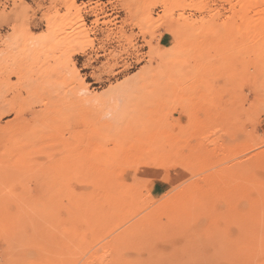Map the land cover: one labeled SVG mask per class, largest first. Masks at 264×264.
Masks as SVG:
<instances>
[{
    "label": "rangeland",
    "instance_id": "rangeland-1",
    "mask_svg": "<svg viewBox=\"0 0 264 264\" xmlns=\"http://www.w3.org/2000/svg\"><path fill=\"white\" fill-rule=\"evenodd\" d=\"M73 1L0 0V264H264V0Z\"/></svg>",
    "mask_w": 264,
    "mask_h": 264
},
{
    "label": "bare ground",
    "instance_id": "bare-ground-1",
    "mask_svg": "<svg viewBox=\"0 0 264 264\" xmlns=\"http://www.w3.org/2000/svg\"><path fill=\"white\" fill-rule=\"evenodd\" d=\"M198 3V2H197ZM200 3V2H199ZM195 4V3H194ZM70 6L72 5H74V1L73 0H70V4H69ZM201 5V4H200ZM74 7V6H73ZM72 8V7H71ZM79 19V18H78ZM80 20V19H79ZM78 20V21H79ZM80 23V27L83 29L84 27H85V24L83 23V22H79ZM78 23V24H79ZM86 33V32H85ZM150 88V87H149ZM74 165V164H73ZM78 167V166H77ZM91 197H93V196H91ZM82 205V204H81ZM85 206V205H84ZM82 207V206H81ZM88 207V206H87ZM257 206H254V205H248L245 209H244V211H243V213L241 214V215H238V217H237V225H238V227L242 230V232H243V235L245 234L244 233V231H247V230H249V225H250V223H251V221H252V219L254 218V217H258V219H260L259 217V215L261 214V212H260V210H261V208H256ZM72 210V209H71ZM80 210V209H79ZM80 213V212H79ZM108 213V212H107ZM74 214V213H73ZM106 214V213H105ZM75 215V214H74ZM86 215V214H85ZM105 216V215H104ZM103 217V216H102ZM263 217V216H262ZM261 217V218H262ZM77 219V218H76ZM100 219V218H99ZM102 219V218H101ZM255 220H256V218H255ZM101 221V220H100ZM77 222V221H76ZM97 222V221H96ZM170 222V221H169ZM84 223V222H83ZM82 223V224H83ZM96 225V224H95ZM98 225V224H97ZM100 225V224H99ZM145 226V225H144ZM256 227V226H255ZM254 227V228H255ZM243 229H244V231H243ZM240 230V231H241ZM239 231V232H240ZM240 235H241V232H240ZM247 235V234H246ZM242 237V236H241ZM244 237V236H243ZM244 249V248H243ZM241 257H243V255L241 256ZM233 259V258H232ZM231 259V260H232ZM46 261V260H45ZM247 262V261H246ZM244 263V262H242V260L240 261V260H235L234 259V261H231V263L230 264H247V263ZM43 263V262H42ZM47 263H49V264H51V262H50V260L49 261H46L44 264H47ZM54 264V263H53Z\"/></svg>",
    "mask_w": 264,
    "mask_h": 264
}]
</instances>
